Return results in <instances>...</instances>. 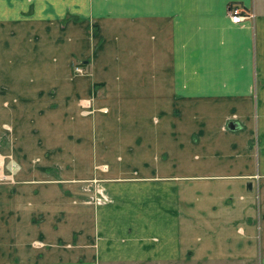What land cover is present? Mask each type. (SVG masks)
I'll use <instances>...</instances> for the list:
<instances>
[{"label": "crops", "instance_id": "1", "mask_svg": "<svg viewBox=\"0 0 264 264\" xmlns=\"http://www.w3.org/2000/svg\"><path fill=\"white\" fill-rule=\"evenodd\" d=\"M0 161V264H264V0H0Z\"/></svg>", "mask_w": 264, "mask_h": 264}, {"label": "built area", "instance_id": "2", "mask_svg": "<svg viewBox=\"0 0 264 264\" xmlns=\"http://www.w3.org/2000/svg\"><path fill=\"white\" fill-rule=\"evenodd\" d=\"M229 15H230V18H231L232 22L239 23V22H241V21H243V20H245L247 18H253L254 17V12L244 10L239 5L232 4V5L229 6ZM74 70L76 72H83L82 67H79L78 65H76L74 67ZM9 179H11V177L7 176L3 172L2 162L0 161V181L9 180ZM99 200H100V197L97 198V201H99Z\"/></svg>", "mask_w": 264, "mask_h": 264}, {"label": "rangeland", "instance_id": "3", "mask_svg": "<svg viewBox=\"0 0 264 264\" xmlns=\"http://www.w3.org/2000/svg\"><path fill=\"white\" fill-rule=\"evenodd\" d=\"M79 67H82L81 65H78ZM83 68V67H82ZM76 73H81V72H76ZM94 97H92V99H93Z\"/></svg>", "mask_w": 264, "mask_h": 264}]
</instances>
